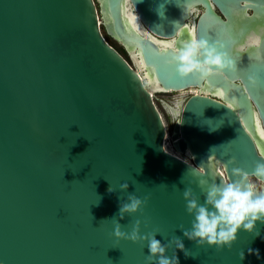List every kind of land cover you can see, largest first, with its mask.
Instances as JSON below:
<instances>
[{
  "label": "water",
  "instance_id": "95a60500",
  "mask_svg": "<svg viewBox=\"0 0 264 264\" xmlns=\"http://www.w3.org/2000/svg\"><path fill=\"white\" fill-rule=\"evenodd\" d=\"M126 5L144 34L129 25ZM225 27L232 71L181 77L172 51H160V42L180 48ZM253 32L264 37V0H0V264H144L146 243L116 240L115 218L126 232L135 220L141 233L158 229L161 243L180 237L190 254L176 250L179 264H264L259 221V235L240 230L220 250L198 247L178 227L191 220L182 191L202 202L199 181L218 182L221 169L264 184L252 174L264 162V60L255 59L264 39L240 51ZM130 51L160 87L154 93L207 91L190 94L175 117L169 107L171 146L190 161L167 152ZM129 193L147 202L120 219Z\"/></svg>",
  "mask_w": 264,
  "mask_h": 264
},
{
  "label": "clouds",
  "instance_id": "9594fccd",
  "mask_svg": "<svg viewBox=\"0 0 264 264\" xmlns=\"http://www.w3.org/2000/svg\"><path fill=\"white\" fill-rule=\"evenodd\" d=\"M189 11H195V8H190ZM189 31L194 30L189 29ZM262 39L264 37L257 33H250L244 44L240 46V51L247 48L258 49ZM165 50L172 51L171 61L175 64L176 73L181 77L197 74L201 79H205L213 72L232 71L235 68L234 60L223 50L221 43L209 42L195 35L180 48L174 46V40L162 43L160 51ZM255 59L264 60V53L258 52ZM181 122L182 119L179 123ZM197 171L203 173V169ZM252 174L264 179V162H258ZM247 175L240 168H232L230 178L227 172L221 169L218 182L200 180L202 202L192 188L186 187L182 191V198L185 202V212L191 220L187 228L183 225L178 226L182 230L183 237L194 241L198 247L214 246L220 250L231 248L240 230L252 233L254 236L259 235L254 228L257 221L264 224V191L257 193L255 185L247 181ZM181 182H184V177ZM119 189L122 192L126 191L128 183H120ZM113 194L114 192H110L109 196ZM147 199V196L141 200L134 193H129L126 199L119 203L118 217L122 219L125 214L131 216L136 213ZM140 223V220H135L130 231L126 232L121 229V224L115 218L112 236L116 240L145 242L148 254L144 258V264H179L176 250L182 251L185 257L190 254L185 250L180 237L172 236L166 243H161L156 239V234L160 233L158 229L141 233ZM168 249L172 250L171 256L165 254Z\"/></svg>",
  "mask_w": 264,
  "mask_h": 264
},
{
  "label": "rangeland",
  "instance_id": "374dc122",
  "mask_svg": "<svg viewBox=\"0 0 264 264\" xmlns=\"http://www.w3.org/2000/svg\"><path fill=\"white\" fill-rule=\"evenodd\" d=\"M101 32H102V35L104 36V38L106 39V41L109 43V45H111L116 51H118V53H120V55L124 59H126L130 65H132L128 55L125 52L123 54H121L120 50H123V48L120 46V44L118 42L112 40L111 38H109L105 34L104 30L101 29ZM191 91L194 92V90H192V89H191ZM190 94H191V92L189 90L181 91V92L153 93L152 94L154 104H155L158 112L160 113V115L162 117V120H163V123L165 126V131H166L167 136H168V142L170 144H171V142H170L169 137H170V133H171V129H172L174 119L169 112V107H175L176 101L179 98H183V100H184ZM186 159H187V161H190L189 157H186ZM250 181L253 185H255L257 192L262 191L261 182L255 180L254 178H250Z\"/></svg>",
  "mask_w": 264,
  "mask_h": 264
},
{
  "label": "bare ground",
  "instance_id": "6f19581e",
  "mask_svg": "<svg viewBox=\"0 0 264 264\" xmlns=\"http://www.w3.org/2000/svg\"><path fill=\"white\" fill-rule=\"evenodd\" d=\"M126 17H127V21L129 22V25L132 26L135 30H137L139 33H143L145 32L143 30V27L138 23L137 21V18L135 16L134 13H132L129 9H128V5H126ZM98 23H100V18H98ZM144 34V33H143ZM167 41H164V42H160V47L162 45V43H165ZM130 55H131V58H132V61H133V64H134V67H135V70L136 72L142 76L143 80L145 81V83L149 86V92L152 94L154 92H159L160 90V87L156 84V82L154 81L153 78H151L148 73L146 72L145 70V67L141 61V58L139 57L138 54H136L134 51H130ZM203 90H197V89H194V93H198V92H201ZM203 94H207V91H203ZM214 94L216 96H221V93L219 91H215ZM182 103V102H181ZM181 103H178L177 107L180 106ZM178 110H175L172 112V116L175 117V115L177 114ZM165 136H166V148H167V152L177 156L178 158L180 159H183L185 161H187L186 157H188L187 153H184V154H180L179 152L175 151L171 144L168 142V136H167V133H165ZM251 183V181H250ZM262 186V190H264V184L261 185ZM259 193V192H257Z\"/></svg>",
  "mask_w": 264,
  "mask_h": 264
},
{
  "label": "snow or ice",
  "instance_id": "6c2138e0",
  "mask_svg": "<svg viewBox=\"0 0 264 264\" xmlns=\"http://www.w3.org/2000/svg\"><path fill=\"white\" fill-rule=\"evenodd\" d=\"M202 38H204V39H206V40H209V41H217V42H219V43H221L222 45H223V50L225 49V47H226V41L227 42H229V44H230V42H231V36H230V34L227 32V30H226V27L225 28H222V29H219L218 30V34H217V36H215V37H212V36H208V35H204V37H202ZM229 44H228V47H227V51H225L234 61H237V58L234 56V55H232V53H231V49H230V47H229Z\"/></svg>",
  "mask_w": 264,
  "mask_h": 264
},
{
  "label": "flooded vegetation",
  "instance_id": "af4514ba",
  "mask_svg": "<svg viewBox=\"0 0 264 264\" xmlns=\"http://www.w3.org/2000/svg\"><path fill=\"white\" fill-rule=\"evenodd\" d=\"M192 90H194V89H192ZM189 91L191 92V94L194 93V92L191 91V89H189ZM182 101H183V98H179V99L177 100V102H176V107L173 109V111L177 110V105H178V103H181ZM171 114H172V112H171Z\"/></svg>",
  "mask_w": 264,
  "mask_h": 264
},
{
  "label": "trees",
  "instance_id": "16d2710c",
  "mask_svg": "<svg viewBox=\"0 0 264 264\" xmlns=\"http://www.w3.org/2000/svg\"><path fill=\"white\" fill-rule=\"evenodd\" d=\"M121 51V54H123L124 53V51L123 50H120ZM118 52V51H117Z\"/></svg>",
  "mask_w": 264,
  "mask_h": 264
}]
</instances>
